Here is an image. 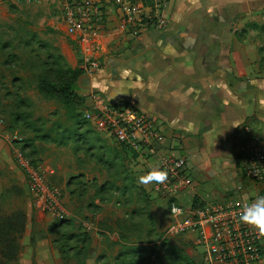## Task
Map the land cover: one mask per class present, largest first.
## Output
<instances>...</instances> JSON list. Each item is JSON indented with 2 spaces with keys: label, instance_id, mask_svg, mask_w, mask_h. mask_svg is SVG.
Listing matches in <instances>:
<instances>
[{
  "label": "rangeland",
  "instance_id": "obj_1",
  "mask_svg": "<svg viewBox=\"0 0 264 264\" xmlns=\"http://www.w3.org/2000/svg\"><path fill=\"white\" fill-rule=\"evenodd\" d=\"M68 1L0 0V215L17 209L28 213L16 264H203L194 238L167 234L171 222L167 200L151 185L138 183V177L149 171L146 164L85 117L95 112L96 99L113 102L104 92L87 87V57L63 23ZM161 2L153 12L161 11ZM116 20L109 17V27L100 29L93 43L96 69L105 52L101 38L113 43L119 34ZM122 31L125 39L135 36ZM79 68L74 94L66 101L41 92L45 80L63 83ZM11 144L30 154L32 163L52 169L49 182L61 191L65 219L33 207ZM196 148L191 157L186 153L199 190L194 198L222 200L227 186L239 184L235 178L219 176L221 172L218 177L206 175L198 165L201 155ZM241 181L250 192L253 183ZM192 198L186 195L177 202L187 207ZM261 248L264 254V244Z\"/></svg>",
  "mask_w": 264,
  "mask_h": 264
},
{
  "label": "crops",
  "instance_id": "obj_2",
  "mask_svg": "<svg viewBox=\"0 0 264 264\" xmlns=\"http://www.w3.org/2000/svg\"><path fill=\"white\" fill-rule=\"evenodd\" d=\"M155 1H162L158 14L167 24L145 27L130 39L120 29L113 43L102 37V65L87 75V87L104 92L117 106L130 102L159 123L163 139L157 154L148 159L146 151L131 153L147 169L161 156L180 155L189 172L186 153L191 157L196 146L206 175L221 172L239 184L227 186L222 200L251 194L241 181L247 179L240 149L264 142V0ZM105 13L103 28L109 17L118 19L110 8ZM112 89L129 96L112 99ZM197 192L193 182L177 200L193 196L191 205Z\"/></svg>",
  "mask_w": 264,
  "mask_h": 264
},
{
  "label": "built area",
  "instance_id": "obj_3",
  "mask_svg": "<svg viewBox=\"0 0 264 264\" xmlns=\"http://www.w3.org/2000/svg\"><path fill=\"white\" fill-rule=\"evenodd\" d=\"M156 3L155 0L66 2L63 7L66 34L73 37L75 45L87 57L88 76L91 77L98 66L91 59L92 49L99 30L105 24V12L112 9L120 20V29L137 35L145 27H163L167 24L166 17L153 12ZM93 110L94 113H85V117L94 119L96 128L109 133L119 145L136 155H142L146 151L148 159L157 154L156 144L161 143L163 136L159 123L153 116L142 112L130 102L117 106L96 99ZM10 150L27 183L33 207L55 219H65L61 191L49 182L52 169L32 163L16 145L11 144ZM241 157V174L248 182L253 183L250 195L228 197L222 201H205L197 206L191 203L188 207L177 202L181 192L193 187L186 159L180 155H166L159 157L154 165L168 173L165 183L151 184L152 190L168 203L171 222L167 234L194 238L201 251L203 264L263 262L261 243L264 238H258L252 228L241 223L239 215L244 206L252 203L257 196L264 195V144L249 142L243 145Z\"/></svg>",
  "mask_w": 264,
  "mask_h": 264
},
{
  "label": "trees",
  "instance_id": "obj_4",
  "mask_svg": "<svg viewBox=\"0 0 264 264\" xmlns=\"http://www.w3.org/2000/svg\"><path fill=\"white\" fill-rule=\"evenodd\" d=\"M82 69H73L72 76L63 83L55 84L51 81H44L40 84V90L48 97H59L63 101L74 94V85L81 75ZM25 152V150L23 149ZM30 158V154L25 153ZM199 200L193 199L192 205L200 204ZM26 214L24 210L17 209L11 213L0 215V264H16L19 255V240L25 231ZM262 249V248H261ZM263 253V250H261Z\"/></svg>",
  "mask_w": 264,
  "mask_h": 264
},
{
  "label": "clouds",
  "instance_id": "obj_5",
  "mask_svg": "<svg viewBox=\"0 0 264 264\" xmlns=\"http://www.w3.org/2000/svg\"><path fill=\"white\" fill-rule=\"evenodd\" d=\"M168 179V173L158 166L152 167L146 174L138 177V183L144 186L157 183L163 184ZM239 220L252 228L258 238H264V195L243 207Z\"/></svg>",
  "mask_w": 264,
  "mask_h": 264
},
{
  "label": "water",
  "instance_id": "obj_6",
  "mask_svg": "<svg viewBox=\"0 0 264 264\" xmlns=\"http://www.w3.org/2000/svg\"><path fill=\"white\" fill-rule=\"evenodd\" d=\"M115 95L110 94V97L112 99H120L121 97H128L129 94H126L118 89H112L111 90Z\"/></svg>",
  "mask_w": 264,
  "mask_h": 264
}]
</instances>
